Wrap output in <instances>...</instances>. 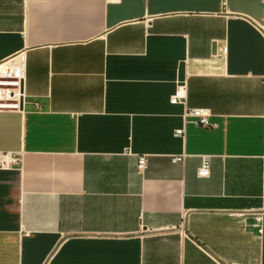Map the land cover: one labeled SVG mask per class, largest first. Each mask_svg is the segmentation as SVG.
Segmentation results:
<instances>
[{"label": "crops", "instance_id": "1", "mask_svg": "<svg viewBox=\"0 0 264 264\" xmlns=\"http://www.w3.org/2000/svg\"><path fill=\"white\" fill-rule=\"evenodd\" d=\"M19 56L0 264H264V0H0Z\"/></svg>", "mask_w": 264, "mask_h": 264}, {"label": "built area", "instance_id": "2", "mask_svg": "<svg viewBox=\"0 0 264 264\" xmlns=\"http://www.w3.org/2000/svg\"><path fill=\"white\" fill-rule=\"evenodd\" d=\"M112 4H119L121 0H107ZM24 58L22 56L9 60L0 65V110H20L25 103L24 85ZM187 100L186 88L180 84L176 87L170 97L171 105H185ZM209 112L205 109L186 108L184 112L185 122H189L201 128H215L216 125L209 121ZM176 137H183L184 130H175ZM183 156L172 157L173 163H181ZM17 161L13 155H0V168L8 166L9 163ZM146 156H139L137 170L143 171L146 167ZM197 176L207 178L209 176V162L204 159L197 170Z\"/></svg>", "mask_w": 264, "mask_h": 264}]
</instances>
